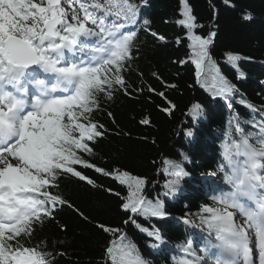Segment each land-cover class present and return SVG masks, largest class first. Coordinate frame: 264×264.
<instances>
[{
	"label": "snow or ice",
	"instance_id": "obj_1",
	"mask_svg": "<svg viewBox=\"0 0 264 264\" xmlns=\"http://www.w3.org/2000/svg\"><path fill=\"white\" fill-rule=\"evenodd\" d=\"M181 14L177 23L187 29L197 82L231 108L239 89L221 74L211 55L217 32L196 34L202 25L188 0H183ZM150 23L140 16L137 0H0V264H56L58 257L67 255L62 250L64 240L53 238L49 245L47 237L37 240L36 236L50 224L66 232L67 225L58 219L65 208L92 222L63 190L69 178L103 188L85 174L86 169L127 186L129 195L121 208L129 218L123 223L131 222L165 242L158 229L138 223L139 217L169 215L164 199L143 194L147 178L92 162L100 140L111 134L97 117L107 115L115 123L108 106L118 95L133 97L147 91L166 101L163 111L169 115L176 108L166 89L178 85L153 72L151 76L165 88L157 91L137 71L140 32L158 36ZM251 59L226 54L237 79L246 78L239 62ZM133 73L141 84L131 82ZM239 103L260 118L244 120L233 113L231 136L223 146L224 162L218 172L206 174H219L227 188L217 189L211 196L213 204L202 205L200 224L207 232L199 250L191 240L181 246V264H264V106L258 108L242 95ZM201 110L196 103L189 114L197 118ZM140 123L150 125L151 118L146 116ZM243 125L254 130L246 131ZM186 135L194 132L188 129ZM182 156V161H163V171L174 177L165 182V198L178 192L180 181L190 175L184 167L190 157ZM104 190L120 196L111 188ZM184 223L193 224L187 219ZM96 227L115 237L105 247L101 264H151L123 229L105 223Z\"/></svg>",
	"mask_w": 264,
	"mask_h": 264
},
{
	"label": "trees",
	"instance_id": "obj_2",
	"mask_svg": "<svg viewBox=\"0 0 264 264\" xmlns=\"http://www.w3.org/2000/svg\"><path fill=\"white\" fill-rule=\"evenodd\" d=\"M137 2L140 3V16L151 22L148 27L158 36L165 37L161 41L158 36L154 38L140 32L137 71L144 74L143 82L157 91H165V88L151 76L153 72L168 84L178 85L175 89H166L168 100L175 103L176 108L169 115L163 111L166 101L147 91L134 93L133 97L118 95L108 106L115 123L107 115L97 117L111 134L100 140L92 162L106 170L116 168L132 176L147 178L143 194L148 199L154 200L157 196L164 199L169 215L164 218L139 217L138 223L145 228L158 229L165 242L149 237L131 222L123 223L129 218L121 208L129 195L127 186L94 169H86L85 174L103 188L69 178L63 182V190L92 222L65 208L58 219L67 225L66 232L50 224L36 236L37 240L47 237L49 245L53 238L65 241L62 250L67 255L58 257L56 264H101L105 247L115 237L101 231L96 227L97 223L123 229L151 264H176L181 246L188 240L199 250L207 232L206 225L200 224L201 207L213 204L211 196L225 185L219 174L216 177L206 174L218 172L223 163L219 154L223 153V146L231 136L229 121L234 112L244 120L260 118L239 103L241 95L258 108L264 106V0H227V3L225 0H188L197 23L202 25L195 29L196 34L207 36L209 31L217 32L210 48L211 55L221 74L239 89L231 108L223 98L213 96L197 82L187 29L177 23L183 18V0ZM247 14L252 18L245 19ZM228 53L252 58L239 62V70L246 78L237 79V70L226 61ZM129 79L133 84L142 83L135 73ZM203 80L201 77V82ZM196 103L202 105V110L199 117L193 118L189 110ZM146 116L151 118L150 125L140 123ZM243 127L246 131L254 130L248 125ZM188 129L194 136L186 135ZM182 153L190 157L191 162L184 163L190 175L180 181L178 192L165 198L162 196L167 191L165 182L174 177H167L163 161H182ZM108 188L119 192L120 196L104 190ZM185 219L193 224H184ZM193 225L199 233L189 228Z\"/></svg>",
	"mask_w": 264,
	"mask_h": 264
},
{
	"label": "bare ground",
	"instance_id": "obj_3",
	"mask_svg": "<svg viewBox=\"0 0 264 264\" xmlns=\"http://www.w3.org/2000/svg\"><path fill=\"white\" fill-rule=\"evenodd\" d=\"M219 158H220V160H222V161L224 162V159H223V153H220V154H219Z\"/></svg>",
	"mask_w": 264,
	"mask_h": 264
},
{
	"label": "rangeland",
	"instance_id": "obj_4",
	"mask_svg": "<svg viewBox=\"0 0 264 264\" xmlns=\"http://www.w3.org/2000/svg\"><path fill=\"white\" fill-rule=\"evenodd\" d=\"M169 175H167V177H168Z\"/></svg>",
	"mask_w": 264,
	"mask_h": 264
}]
</instances>
